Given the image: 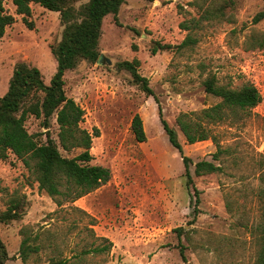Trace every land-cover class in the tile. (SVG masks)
I'll list each match as a JSON object with an SVG mask.
<instances>
[{"label": "rangeland", "instance_id": "obj_1", "mask_svg": "<svg viewBox=\"0 0 264 264\" xmlns=\"http://www.w3.org/2000/svg\"><path fill=\"white\" fill-rule=\"evenodd\" d=\"M31 7L29 28L15 14L12 1L5 3L15 22L0 39V96L6 93L18 61L37 66L47 85L56 70L50 45L61 37L59 13L38 4ZM262 10L264 0H126L117 13L118 22L106 15L98 43L102 62L83 60L67 70L64 89L84 109L81 127L90 133L98 130L89 163L109 168L110 178L74 202L57 206L14 154L0 159V212L14 190L29 201L21 219L0 222L7 263L50 264L66 258L78 264H258L264 191V48L255 39L264 37V17L258 21L254 17ZM188 33L196 40L193 45L150 54L153 40L177 44ZM133 58L139 60L138 71L148 78L152 95L117 68L118 62ZM210 74L232 88L253 83L261 101L231 121L210 124L213 139L190 144L176 117L219 101L204 91L203 81ZM159 109L190 158L193 182L200 190L196 215L181 154L168 141ZM135 114L142 119L146 135L142 142L131 130ZM25 126L30 133L43 130L34 116L26 119ZM57 127L52 119L55 139ZM59 149L66 156L79 151ZM203 159L221 170L195 175L194 164ZM22 227L28 234H38L35 243L41 246L25 263L18 255Z\"/></svg>", "mask_w": 264, "mask_h": 264}, {"label": "trees", "instance_id": "obj_2", "mask_svg": "<svg viewBox=\"0 0 264 264\" xmlns=\"http://www.w3.org/2000/svg\"><path fill=\"white\" fill-rule=\"evenodd\" d=\"M7 0H0V39L6 27L15 22L14 14L5 8ZM15 14L21 15L22 21L32 28L31 4H38L45 9L59 13L62 32L59 41L50 45V51L56 60V70L50 83H44L40 69L26 61H18L13 67L8 89L0 96V159H5L12 153L20 159L31 171L38 183V189L45 191L57 206L65 202H74L78 198L98 188L110 178L109 168L90 164L92 138L98 135L94 129L90 133L81 127L84 109L64 89V74L74 69L81 61L95 62L99 55L98 43L101 34L103 18L112 14L117 21L120 6L126 0H11ZM225 4V2H224ZM224 7V5H223ZM208 13L211 11L208 10ZM264 17V10L257 13L254 21ZM182 28H189L186 23H180ZM258 46L264 48V37L255 39ZM195 38L187 34L181 42L171 44L153 40L149 48L151 55L161 50L179 51L195 43ZM139 60H122L117 63L118 69L126 70L134 83L147 95H152L148 78L138 71ZM204 91L219 99L218 102L204 107L199 111L182 112L176 117V123L187 143H194L209 138L213 139L210 124L231 121L239 112L249 111L260 101L261 95L253 83L245 82L232 88L219 84L214 74L208 75L203 81ZM159 119L169 143L181 154L184 166L185 185L191 190L193 197V212L199 211L200 190L194 185L189 164L190 158L183 154L175 128L171 127L158 110ZM29 116L40 120L42 131L28 132L25 121ZM52 119L57 124L56 137H52ZM131 130L137 141L146 139L142 119L135 114L131 120ZM44 137V139H43ZM70 153L78 149L72 156L63 155L59 149ZM221 149L214 154L218 157ZM220 165L210 160H199L194 164V174L203 175L220 171ZM29 204L25 194L17 190L9 193L6 208L0 212V222L8 223L21 219ZM183 228L177 229L178 234ZM27 227H22L18 255L23 263L29 255L37 252L41 246L35 243L38 234H28ZM259 250L258 264H264V191L262 193L261 222L258 226ZM32 241L34 243H32ZM104 248H94L102 251ZM179 252L185 261L184 247ZM9 259L4 242L0 237V264H8ZM50 264H78L68 259H58Z\"/></svg>", "mask_w": 264, "mask_h": 264}, {"label": "water", "instance_id": "obj_3", "mask_svg": "<svg viewBox=\"0 0 264 264\" xmlns=\"http://www.w3.org/2000/svg\"><path fill=\"white\" fill-rule=\"evenodd\" d=\"M102 58H103V56H102V54H100V55L98 56L96 62H97V63H101V62H102Z\"/></svg>", "mask_w": 264, "mask_h": 264}]
</instances>
